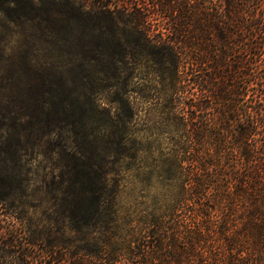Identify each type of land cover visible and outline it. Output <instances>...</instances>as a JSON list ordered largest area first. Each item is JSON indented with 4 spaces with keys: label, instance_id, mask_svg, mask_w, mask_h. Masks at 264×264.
Instances as JSON below:
<instances>
[{
    "label": "trees",
    "instance_id": "16d2710c",
    "mask_svg": "<svg viewBox=\"0 0 264 264\" xmlns=\"http://www.w3.org/2000/svg\"><path fill=\"white\" fill-rule=\"evenodd\" d=\"M57 1L0 0V27L49 22L60 7L89 79L30 91L31 102L0 92L1 195L28 190L39 142L66 131L79 153L92 139L98 160L72 157L43 181L79 234L69 264H264V99H245L254 72L264 82V0ZM128 58L156 67L148 137L118 67ZM68 147L55 155L67 160Z\"/></svg>",
    "mask_w": 264,
    "mask_h": 264
},
{
    "label": "rangeland",
    "instance_id": "374dc122",
    "mask_svg": "<svg viewBox=\"0 0 264 264\" xmlns=\"http://www.w3.org/2000/svg\"><path fill=\"white\" fill-rule=\"evenodd\" d=\"M35 2L40 4L39 0ZM59 10H61L60 7L55 9L49 22H35V26L5 24L0 27V37H4L0 41L2 49L5 51L6 59L9 58L0 72L3 81L2 84L0 83L1 93L7 94L9 90L6 88H13L22 96L25 94L24 100L31 102L33 99L28 95V93L31 94L30 91L40 93L52 87L78 91L83 90L85 86L89 87V79H82L83 70L79 66V59L83 56L81 50L85 48L78 41L79 30L75 31L76 36L70 38V43L65 42L66 37L63 35L64 32H61L64 22ZM149 30L151 34H158L162 29L158 21H152ZM118 67L124 73L122 81L125 87L136 91L130 95V98L136 107L142 109L140 118L144 122L141 123L143 125L141 129L148 137L150 136L149 123L145 122V118L155 117L153 112L146 117L145 113L159 101L156 67L152 63L135 66L132 58H128L126 63ZM131 72L136 74L137 78L129 82ZM256 78L254 72L245 97L250 103H255V100L262 102L264 99L263 79ZM189 98H192L191 94ZM38 100L44 101L42 98ZM87 132L90 131L86 130L85 133ZM72 136L71 133L64 131L60 137L54 133L43 137L37 149L40 152L35 162L37 176L33 177L30 188L23 193L9 195L0 193V264H44L46 259L47 264H53L55 260L58 261L56 264L74 262L69 257L77 250L79 234L59 210L60 205L58 206L56 202L60 197H55L53 193L47 191L45 184L52 182V176L48 177V175L53 173L52 171L61 172L72 157L77 158L79 162H86L91 167V164L97 165L98 160L94 155L92 139H89L90 146L83 140L80 142L85 153H79L83 151L77 149L79 142L75 145ZM63 141L69 145L66 148V151L70 152L67 160L66 158L60 160L55 155L59 144ZM153 152L157 150L153 149ZM149 163H152V160ZM103 164L106 169H112L113 156H107ZM123 197L126 199L129 196L125 193ZM49 244H54L53 250L57 255L49 253Z\"/></svg>",
    "mask_w": 264,
    "mask_h": 264
}]
</instances>
